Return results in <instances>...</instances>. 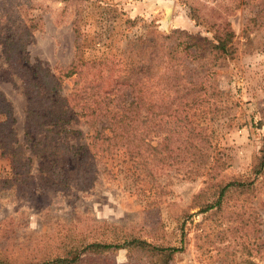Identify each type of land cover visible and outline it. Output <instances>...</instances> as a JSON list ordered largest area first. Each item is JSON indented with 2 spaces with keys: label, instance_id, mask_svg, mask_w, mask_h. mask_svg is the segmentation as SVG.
Returning <instances> with one entry per match:
<instances>
[{
  "label": "trees",
  "instance_id": "trees-1",
  "mask_svg": "<svg viewBox=\"0 0 264 264\" xmlns=\"http://www.w3.org/2000/svg\"><path fill=\"white\" fill-rule=\"evenodd\" d=\"M55 1L79 5L87 0ZM212 3L191 0L188 5L190 19L205 26L210 36L181 29L162 33L148 27L144 35L129 40L119 58L83 59L75 30V58L59 75L41 62L29 63L21 57L28 37L39 26V21L28 17V9L23 16L17 7L15 12H0V47L21 80L28 106L24 129L28 145L24 146L16 139V118L0 91V154L11 160L16 177L22 176L20 183H27L34 167L50 190L89 192L94 179L109 173L104 160L122 156L162 193L167 185L161 182L163 177L203 178L206 187L192 200L199 214L220 210L230 199L249 205L256 182L264 176V146L249 175L224 180L216 170L224 163L213 158L201 119L216 121L223 105L214 74L222 61L237 53V35L229 17L242 9L250 13L242 36L252 45L251 34L264 29V0ZM261 43L258 49L264 48V38ZM73 75V87L64 95L62 86ZM80 119L89 126L85 135L76 128ZM242 215L233 213L239 220ZM161 227L153 222L124 228L89 219L84 228L62 227L57 237L36 242L24 261L0 251V264H82L92 256L123 249L129 263L173 264L183 247L165 242L162 236L163 242H158ZM179 229L182 243L184 228Z\"/></svg>",
  "mask_w": 264,
  "mask_h": 264
},
{
  "label": "rangeland",
  "instance_id": "rangeland-1",
  "mask_svg": "<svg viewBox=\"0 0 264 264\" xmlns=\"http://www.w3.org/2000/svg\"><path fill=\"white\" fill-rule=\"evenodd\" d=\"M198 1L213 4L214 0ZM190 2L87 0L68 5L55 0H0V12H15L18 8L23 16L28 9V17L39 21V26L28 37L21 57L29 63L41 62L59 75L75 58V30L80 34V55L96 61L122 57L129 40L144 35L148 27L162 33L181 29L210 36L205 26L190 19ZM249 17L245 9L229 17L237 35V53L233 59L222 61L214 74L223 105L216 121L201 119L207 127L213 158L224 163L216 169L224 180L249 175L264 146V48H257L262 46L259 42L263 41L264 29L252 33L254 40L248 45L242 30ZM75 76L65 80L64 95L71 91ZM0 91L16 118V139L26 146L27 98L2 47ZM76 128L84 135L89 131L82 119ZM104 161L109 173L94 179L91 191L59 192L44 187L34 167L27 183H20L22 176L16 177L11 160L0 154V251L7 250L13 259L24 261L36 242L57 237L62 227L84 228L89 219L124 228L159 222L162 227L158 242L164 239L183 247L174 255L173 264H264V176L255 184L250 206L230 199L220 210L199 214L192 200L206 187L203 178L185 180L178 174L171 179L163 177L161 182L167 185L162 193L138 176L122 156ZM235 212L244 214L241 220L233 216ZM180 226L184 228L182 243ZM92 257L82 264H134L128 262L124 249Z\"/></svg>",
  "mask_w": 264,
  "mask_h": 264
},
{
  "label": "water",
  "instance_id": "water-1",
  "mask_svg": "<svg viewBox=\"0 0 264 264\" xmlns=\"http://www.w3.org/2000/svg\"><path fill=\"white\" fill-rule=\"evenodd\" d=\"M168 12H170V10H169ZM168 17H169V16H168Z\"/></svg>",
  "mask_w": 264,
  "mask_h": 264
}]
</instances>
